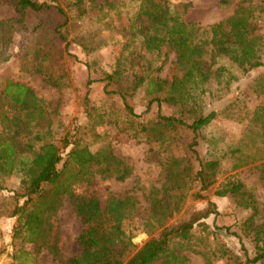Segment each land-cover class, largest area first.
I'll return each mask as SVG.
<instances>
[{
    "label": "trees",
    "instance_id": "trees-1",
    "mask_svg": "<svg viewBox=\"0 0 264 264\" xmlns=\"http://www.w3.org/2000/svg\"><path fill=\"white\" fill-rule=\"evenodd\" d=\"M6 1L18 16L0 19V63L13 55L16 34L20 41L29 38L20 46L21 68L41 74L47 84L61 90L63 75L52 67V47L57 50L58 43L65 42L63 50L69 59L78 61L67 51L68 28L73 14L85 17L86 0ZM231 1L219 0V4L225 7ZM88 5L96 9L92 18L105 29H112L109 23L113 17H125L127 24L116 29L122 53L115 67L98 79L88 77L78 96L84 123H75L57 136L55 109H50V103L25 83L7 76L0 83V189L8 191L5 207L14 217L12 240L33 247L32 252L17 249L14 259L26 255L33 261L44 250L61 264H186V252L190 251L201 255L205 264L223 258L226 264H264V223H255L260 203L237 173L220 180L213 193L232 195L237 205L251 210L244 226L254 242L252 255L240 238L243 254L232 255L218 235L219 227L205 222L218 213L213 201L207 200L203 209L183 210L188 198L207 199L222 160L230 161L231 170L250 165L264 181V104L250 108L236 95L217 108L210 107L213 100L227 98L229 85L238 79L230 67L246 74L263 65L257 29L264 26V0H241L228 17L207 27L186 20L188 3L181 1L88 0ZM45 45L50 48H43ZM162 48L174 53L181 77L166 80L152 76L153 62L162 55L167 57ZM160 68L161 64L154 70ZM96 81L103 85L99 104L90 97V85ZM143 84L150 96L146 110L152 104L157 108L148 119L141 118L131 102ZM259 86L264 91V75ZM162 103L174 107L175 112L162 113ZM216 117L242 126L241 134L222 144L214 137L206 138L208 147L202 155L203 132ZM122 120L131 130H121L150 145L147 159L156 161L162 178L160 187L148 189V212L142 228L149 237L139 246L124 226L133 222L140 210L136 196L108 193L103 198L76 191L77 185L90 184L96 173L117 180L133 174L134 165L116 156L109 145L92 147L100 138L96 126L120 128ZM175 149L183 154L176 155ZM64 156V166L58 169ZM12 176L19 178L16 188L3 184ZM64 199L82 225L76 237L81 250L69 256L61 254L57 235L52 232V217ZM174 213L178 216L168 221Z\"/></svg>",
    "mask_w": 264,
    "mask_h": 264
},
{
    "label": "rangeland",
    "instance_id": "rangeland-1",
    "mask_svg": "<svg viewBox=\"0 0 264 264\" xmlns=\"http://www.w3.org/2000/svg\"><path fill=\"white\" fill-rule=\"evenodd\" d=\"M50 1V0H42ZM108 0H95L97 3H104ZM188 3L185 12V19L195 22L199 26L207 27L231 14L236 4L241 0H232L225 7L219 4V0H173ZM255 1V0H253ZM87 12L84 18L73 17L70 20L68 28V48L67 51L74 54L78 61L69 59L67 53L63 50L65 42L58 43L59 49L52 47V67L56 70V74L63 75L62 89L57 90L47 84L41 74L31 73L21 68L20 55L21 43L27 42L29 38L14 36L12 45L13 55L11 58L0 63V83L3 77L7 76L12 80L22 82L30 86L36 93L42 96L48 103L50 109H55L53 118L57 123V136H62L75 123H84V119L79 113L78 96L88 77L98 79L104 72H110L116 64V60L122 53V44L119 41L121 35L116 31L127 24L125 17H113L109 23L112 29H105L102 22H97L92 18L96 9L88 5L86 0ZM85 5V6H86ZM18 16L14 6L6 0H0V19ZM257 29L258 41L262 45L261 56L263 65L251 69L246 74H241L235 67H230L234 75L238 76L229 85L227 98L219 101H212L210 107L217 108L223 102H226L232 96H238L253 108L258 103L264 104V91L259 86L260 78L264 75V26L259 25ZM40 38V36H36ZM85 45V48L82 46ZM44 46V44H43ZM49 49L50 45L43 47ZM62 51V53H60ZM161 49L162 54L167 57L155 60L152 64V76L161 79L172 80L181 77L182 71L175 63V55L173 52ZM22 59V57H21ZM26 60V57L23 58ZM161 61H163L161 63ZM159 70H154L159 67ZM213 83L210 82V84ZM126 85V82H122ZM103 85L100 82H93L90 85V97L99 104L103 98ZM147 85L143 84L131 97L134 111L140 114L141 118L148 119L154 116L157 110L156 105L152 104L150 110L147 111V103L150 96L147 94ZM118 98L117 96H115ZM115 98V99H116ZM213 105V106H212ZM175 108L169 104L162 103L161 112L171 114L175 112ZM129 123L122 120L120 128L114 125L96 126L95 132L100 134L97 143L93 149H98L103 145H109L113 153L121 159L129 161L134 165L133 174L124 180H117L112 177L103 178L99 173L95 174L94 180L86 185L82 183L76 186L77 192L88 191L101 197H106L108 193L124 194L130 193L136 196L140 201V210L133 222L124 224L127 231L132 235V242L141 245L148 237L145 229L142 228L143 218L148 212L149 199L147 196L148 189L151 186L160 187L162 178L159 174V167L155 160H148L150 145L145 142H137L130 138L124 130L130 131ZM124 129V130H121ZM242 126L235 123L231 119L225 117H216L203 132L204 141L200 145V153L203 155L208 147L206 141L211 137L222 143H230L235 141L241 134ZM154 147V145H153ZM176 155H182L180 149H175ZM65 156L58 164V169H62ZM237 173L247 187L252 188L255 197L259 201L258 215L255 223H264V181L258 178V175L250 165L236 170H231L229 160H222L219 172L217 174V182L206 192L207 199L192 200L188 198L183 206V210L187 207L203 209L206 207L207 200L215 203L217 215L211 214L205 219L210 226H217L218 235L225 242L232 255L242 256L240 239H242L248 254L252 255L254 250V242L252 236L246 234L244 221L251 214V210L243 209L237 205L232 195L216 196L213 191L216 184L230 174ZM19 178L12 176L4 181V185L10 188H16ZM175 194V191L172 192ZM8 191L0 189V264H61L54 260L46 251H41L34 256V260L30 261L28 256L14 259L16 250L22 248L28 252H32V245L22 244L17 240H12L11 230L14 224V217L9 216V210L5 207L8 201ZM183 212V211H182ZM178 214H173L168 220L175 219ZM141 218V219H139ZM53 234L57 235L61 254L69 256L80 252L81 248L77 244L76 237L81 231L82 225L75 214L72 205L67 199H64L62 205L58 208L52 217ZM240 238V239H239ZM186 264H205L201 255L195 252H186ZM213 264H226L225 259L215 260ZM259 264V263H258Z\"/></svg>",
    "mask_w": 264,
    "mask_h": 264
}]
</instances>
